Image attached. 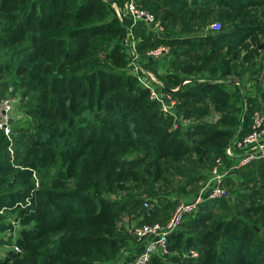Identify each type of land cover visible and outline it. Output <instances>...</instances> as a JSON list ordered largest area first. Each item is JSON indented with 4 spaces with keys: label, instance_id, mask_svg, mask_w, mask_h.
Wrapping results in <instances>:
<instances>
[{
    "label": "trees",
    "instance_id": "16d2710c",
    "mask_svg": "<svg viewBox=\"0 0 264 264\" xmlns=\"http://www.w3.org/2000/svg\"><path fill=\"white\" fill-rule=\"evenodd\" d=\"M128 1L0 0V98L21 94L11 124L13 156L0 128V207L7 206V214L19 217L22 225L17 239L21 252L9 250L0 264L115 259L128 240L119 225L122 216L139 200L107 193L167 179L164 162H178L191 150L200 161L223 155L234 137L243 138L251 129L252 114L261 103L240 94L239 87L234 90V82L214 80L264 71V0L137 1L168 34L140 36L142 62L154 59L145 54L159 45L170 46V62L171 55L189 60L185 75L168 72L163 80L164 89L180 100L179 116L201 119L212 109L221 113L214 124L175 129L173 117L162 113L130 71L125 42L130 20L121 19L114 7ZM214 17L223 21L217 32L209 28ZM175 26L184 36H174ZM206 72L209 79L200 81L196 75ZM173 86L179 89L172 91ZM231 98L249 103L242 116L230 112ZM136 151L141 158H126ZM70 181L75 183L72 191L66 188ZM253 211L264 214V204ZM196 214L170 237L176 260L184 249L194 248L199 256L190 257L189 264H264V221L211 215L194 219ZM142 219L157 221V210L147 209ZM192 221L199 231L186 234L183 227ZM152 264L162 263L155 257Z\"/></svg>",
    "mask_w": 264,
    "mask_h": 264
},
{
    "label": "built area",
    "instance_id": "2783aa9c",
    "mask_svg": "<svg viewBox=\"0 0 264 264\" xmlns=\"http://www.w3.org/2000/svg\"><path fill=\"white\" fill-rule=\"evenodd\" d=\"M116 8L119 9L117 6ZM124 8L133 20H145L155 29L164 31V25L156 18V15L149 9L138 5L136 0H129ZM210 26L215 31L220 30L221 22L215 21ZM138 41L131 33L127 32L125 42L129 46L131 73L150 90L151 98L159 103L162 113L166 117H173L172 129L179 125L189 126L192 118H181L178 115L180 100L172 92L165 90L160 77L143 65L142 57L137 51ZM170 51V46L159 45L148 50L145 55L159 59L168 57ZM178 89L176 87L172 91ZM20 102V93L0 98V128L4 130L11 142L9 150L12 156L14 155L12 148L14 140L10 120L17 117ZM250 128L243 138L234 137L225 148L223 155L215 157L208 178L193 195L178 197L177 203L166 221L139 222L134 218L130 223L121 221L120 227L124 226L125 231L131 234L136 245L125 251L126 261L117 262V264H152L155 257L161 261H167L168 264H173L172 257L175 254L170 246L171 235L179 230L187 219L194 216L205 202L225 198L228 193L226 182L233 177V173L236 174L237 169L257 159H264V103L253 112ZM143 205L148 210L152 209L149 198L144 199ZM8 211L7 206L0 207V227L4 223V228L0 230V250L7 248L21 252L17 239L22 225L19 217L7 214ZM131 252L135 253L133 258H130ZM198 256V250L184 249L181 255L182 259L177 264H189L190 257L198 258Z\"/></svg>",
    "mask_w": 264,
    "mask_h": 264
},
{
    "label": "rangeland",
    "instance_id": "374dc122",
    "mask_svg": "<svg viewBox=\"0 0 264 264\" xmlns=\"http://www.w3.org/2000/svg\"><path fill=\"white\" fill-rule=\"evenodd\" d=\"M215 21L222 20L214 17V19L211 21V24ZM210 25L209 28L212 31H215L211 28ZM172 28L174 32H177V30H179L178 26ZM217 31L219 30H216L215 32ZM258 60L260 61V58H258ZM245 68L246 64H240L238 70H240V72H244ZM263 72L264 71L260 72L259 80L263 77ZM228 80H230V82H234V80H239V77L237 75H232ZM234 84L235 85H233V88L239 87V85H236V83ZM258 88L259 91L262 89L260 83L258 84ZM262 99H264V93L263 95L256 96L257 102ZM229 109L231 110L230 112L238 113L241 116L246 111L244 109V105H239V103L236 102V100L233 98L229 99ZM220 117L221 113L212 109L211 112L204 118H192L190 124H196L199 122L214 124ZM142 155V153L136 151L134 153L128 154L126 158L134 161L138 158H141ZM216 155L217 154H213L210 158H206L200 161L199 156L193 153V151L191 150L189 154L187 153V155L178 162H164L166 163L167 167V179L152 183L149 186L133 184L131 187H128L126 189L115 190L114 192L107 193L111 198L115 199L132 200L136 198L137 200H139V204L136 207L124 213V215L122 216V223H124V221L130 223L133 218L136 221L142 222L143 215L147 211L143 203L144 199L147 198L151 200V208L153 210H157V221L163 222L168 219L175 207V204L177 203L178 197L181 196L184 192L193 195L206 181L210 174L213 160ZM263 169L264 159H257L249 165L237 169L236 174L233 173V177L228 179L226 182L228 192L227 196L220 201L204 205L203 208H201L196 214L194 219L200 218L205 215H211L214 217V219L235 217L249 220L251 218L253 220H258L259 224H263V212L256 214L253 211L254 206L264 204V176H262ZM66 188L71 191L74 190V181H70L67 184ZM134 215L138 218L136 219ZM210 223H212V221H210ZM183 230L187 232L186 234H192L199 231L195 229L194 221L186 224L183 227ZM125 233L127 235H123V233L122 236L128 237V239L131 240V234L126 231ZM126 243H124L121 252L118 253L115 259L113 258L107 261L116 264L118 261H122V251L128 245V243ZM8 252L9 249L4 248L0 250V256L5 257ZM174 254L175 255H173L172 257L173 264L180 263L178 260H176L178 256L176 255L177 249H174ZM161 263L168 264L167 261L163 260L161 261Z\"/></svg>",
    "mask_w": 264,
    "mask_h": 264
},
{
    "label": "crops",
    "instance_id": "0c3cea01",
    "mask_svg": "<svg viewBox=\"0 0 264 264\" xmlns=\"http://www.w3.org/2000/svg\"><path fill=\"white\" fill-rule=\"evenodd\" d=\"M116 6L119 8L117 9ZM116 12L118 14V16L122 19V18H127L128 20H130V23L128 25V33H131L137 40H140V36H144V35H149V36H159V37H166V33H164V31H159L157 29H155L151 24H149L148 22H146L145 20H133L129 14H127V12H125V6H118V5H114ZM195 35V34H193ZM196 35H198L199 37H204L205 34L202 32L197 33ZM174 36H184L183 33L180 32V28L179 30H177V32L174 34ZM170 58V57H169ZM187 57L180 55V56H173L171 55V59L172 62H170V60L168 59V57H162L159 59H152V60H143V65L148 68L149 70H151L152 72H154L156 75H158L160 77V79L163 81L166 78V75L168 72H176L177 74L183 76L185 75V72L183 71V67L186 66L187 62L189 61L188 59H186ZM257 62L259 63V60L257 58ZM246 66H248V63H246ZM210 73V72H209ZM264 73V72H263ZM210 74H208V72L205 73V75L201 74V75H196L198 77V79L200 81H205L208 80L209 78H207ZM211 75L213 76V73H211ZM192 77H194L195 75H191ZM216 76V75H215ZM217 76H221V73H218ZM232 75L228 76V77H219V79L214 80L215 82L218 81H230L228 80L229 77H231ZM260 73H256V74H252L251 72H247L244 79H239V80H234V83H236V85H239V91L240 94L245 95H250L252 96L253 99H256V96L258 95H263L264 93V75L262 78H260ZM163 78V79H162ZM189 80H184L183 84L187 83ZM164 83V81H163ZM261 84L262 89L259 91L258 88V84ZM176 88V87H172ZM234 90H236V88H234ZM236 102L239 103V105H241V101H238L237 99H235ZM246 100V99H245ZM259 103H264V99L260 100ZM244 109L248 108L249 103H247V101L244 102ZM212 108V107H211ZM135 216V215H134ZM136 218H138L137 216H135ZM128 245L126 246L124 250V255H123V251H122V261H118V262H125L126 258H125V251H127L128 249H132L136 243L133 241V238L131 240H127ZM135 253L131 252V256L130 258H133L132 256H134ZM106 264H116V263H112V262H104Z\"/></svg>",
    "mask_w": 264,
    "mask_h": 264
},
{
    "label": "water",
    "instance_id": "95a60500",
    "mask_svg": "<svg viewBox=\"0 0 264 264\" xmlns=\"http://www.w3.org/2000/svg\"><path fill=\"white\" fill-rule=\"evenodd\" d=\"M126 34H127V32H126ZM260 47H261V48H264V44H260ZM178 115H179V113H178ZM14 120H15V119H11V120H10V124H12V122H13Z\"/></svg>",
    "mask_w": 264,
    "mask_h": 264
}]
</instances>
